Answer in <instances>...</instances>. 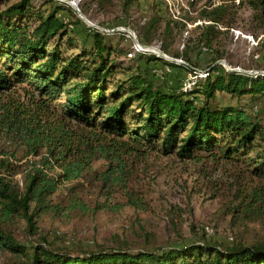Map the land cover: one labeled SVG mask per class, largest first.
I'll return each mask as SVG.
<instances>
[{
    "label": "trees",
    "instance_id": "obj_1",
    "mask_svg": "<svg viewBox=\"0 0 264 264\" xmlns=\"http://www.w3.org/2000/svg\"><path fill=\"white\" fill-rule=\"evenodd\" d=\"M220 1L215 5L209 0L198 13L196 19L206 23L196 25L199 45H207L218 26L233 24L234 7L250 10L252 21L264 32V0H238L237 6L235 0ZM32 2L15 0L0 10V94L22 90L26 99L15 96L0 106V138L22 148L26 160L17 165L14 152L0 149V253L13 257L10 264H264V240L222 245L207 240L204 229L199 241L177 248L80 254L53 249L45 238L28 248L14 239L10 228L18 221L35 235L41 216L60 217L65 209L53 203V197L60 187L82 180L97 160L106 163L94 177L102 189H125L127 158L148 154L186 161L203 153L243 165L254 178L264 180V131L259 121L244 107L216 102L222 93L257 102L264 97V74L225 71L214 65L218 58L200 78L169 86L156 81L148 65L160 61L197 75L186 51L171 55L183 65L152 55L135 59H143L144 68H124L112 57L116 48L107 35L95 29H87L82 39L73 35L74 23L62 15H74L68 6L45 0L35 8ZM133 2L124 0V10ZM172 24L178 22L155 14L139 34L147 44L160 38L161 51L170 55L165 41ZM258 68L264 70V64ZM244 200L246 210L258 212L264 190L254 189ZM124 204L144 208L143 199L130 194ZM118 209L108 202L93 209L76 198L68 202V211L86 215Z\"/></svg>",
    "mask_w": 264,
    "mask_h": 264
},
{
    "label": "rangeland",
    "instance_id": "obj_2",
    "mask_svg": "<svg viewBox=\"0 0 264 264\" xmlns=\"http://www.w3.org/2000/svg\"><path fill=\"white\" fill-rule=\"evenodd\" d=\"M14 1L1 3L0 10ZM43 1L33 0L32 5L38 8ZM56 1L74 12L73 16L68 12L62 14L64 19L74 23L70 28L73 35L82 39L87 29L107 35L111 45L116 48L112 57L124 68H133L136 64L144 68V60L137 62L135 59L152 55L166 62L183 65L182 60L171 55L186 51L195 64L197 75L160 61H152L148 66L160 83L167 82V85L175 86L183 85L194 77L200 78L209 71L212 59L218 58L221 59L214 65H219L225 71L230 69L246 75L264 74V70L257 69V66L264 64V32L252 21L251 12L245 7L232 8L233 24L230 27L218 26L208 44L199 45L197 41L201 31L196 25L206 23L196 18L209 0H133L128 10H124V0H111L109 3L105 0L102 3L99 0ZM211 1L215 5L221 2ZM238 4L239 1L235 0V5ZM80 8L86 11V15ZM75 9L81 12L88 24L79 18ZM155 14L164 20L178 22L177 25H171V34L165 41L170 55L161 51L160 38L147 44L139 34L140 28ZM15 96L21 101L26 100L22 90L0 94V106L11 102ZM216 102L244 107L256 117L264 131V97L254 103L247 97L239 100L222 93L216 95ZM1 148L15 153V164L23 165L26 161L22 159V148L2 138ZM105 165L104 161L97 160L91 171L78 183L60 187L53 197V203H61L65 211L60 217L41 216L36 222L35 235L26 231L23 221L12 225L10 230L14 239L28 248L45 238L52 243L53 249L79 254L119 248H177L199 241L203 238V229L207 233V237L204 236L207 240L222 245H229L233 241L249 245L264 240V202L258 212L246 210L241 205L254 189L264 190V180L254 178L243 165L227 164L203 153L186 161L157 154L128 157L126 188L102 189L101 183L94 177L95 173L105 169ZM127 194L143 199L144 208L125 206ZM75 198L89 209L104 202L118 205L119 209L99 210L90 215L78 210L68 211L69 200ZM12 261L13 257L9 253H0V264H10Z\"/></svg>",
    "mask_w": 264,
    "mask_h": 264
},
{
    "label": "water",
    "instance_id": "obj_3",
    "mask_svg": "<svg viewBox=\"0 0 264 264\" xmlns=\"http://www.w3.org/2000/svg\"><path fill=\"white\" fill-rule=\"evenodd\" d=\"M75 12L78 14V16H79V18L81 19V20H83L84 22H86L87 24H88V22H87V20L83 17V15L81 14V12L79 11V10H77V9H75ZM160 55V54H159ZM163 57H164V55L163 54H161ZM176 62V61H175ZM219 63H222L223 64V62H219ZM229 71H232L233 72V70H230L229 69Z\"/></svg>",
    "mask_w": 264,
    "mask_h": 264
},
{
    "label": "built area",
    "instance_id": "obj_4",
    "mask_svg": "<svg viewBox=\"0 0 264 264\" xmlns=\"http://www.w3.org/2000/svg\"><path fill=\"white\" fill-rule=\"evenodd\" d=\"M139 47V46H138Z\"/></svg>",
    "mask_w": 264,
    "mask_h": 264
}]
</instances>
